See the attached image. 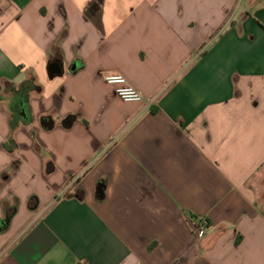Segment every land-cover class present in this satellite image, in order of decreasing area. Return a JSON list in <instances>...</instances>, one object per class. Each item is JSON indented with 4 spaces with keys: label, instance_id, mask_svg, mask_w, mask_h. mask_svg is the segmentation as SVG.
I'll return each instance as SVG.
<instances>
[{
    "label": "crops",
    "instance_id": "obj_1",
    "mask_svg": "<svg viewBox=\"0 0 264 264\" xmlns=\"http://www.w3.org/2000/svg\"><path fill=\"white\" fill-rule=\"evenodd\" d=\"M258 175L264 0H0V264H264Z\"/></svg>",
    "mask_w": 264,
    "mask_h": 264
},
{
    "label": "built area",
    "instance_id": "obj_2",
    "mask_svg": "<svg viewBox=\"0 0 264 264\" xmlns=\"http://www.w3.org/2000/svg\"><path fill=\"white\" fill-rule=\"evenodd\" d=\"M105 82L114 87L117 97L128 103H142L145 98L142 92L132 87L126 77L120 74L108 75ZM194 221V237L197 243L204 238L209 224L205 219H193Z\"/></svg>",
    "mask_w": 264,
    "mask_h": 264
},
{
    "label": "water",
    "instance_id": "obj_3",
    "mask_svg": "<svg viewBox=\"0 0 264 264\" xmlns=\"http://www.w3.org/2000/svg\"><path fill=\"white\" fill-rule=\"evenodd\" d=\"M48 74H49V77L51 79H54V78H56L58 76H62L63 75V67H62V64H60L58 62H52V63H50V65L48 67ZM43 125L46 128L51 129L54 126V122L53 121H45L43 123ZM97 193H98V197L99 198H104V185L103 184H100L98 186Z\"/></svg>",
    "mask_w": 264,
    "mask_h": 264
},
{
    "label": "trees",
    "instance_id": "obj_4",
    "mask_svg": "<svg viewBox=\"0 0 264 264\" xmlns=\"http://www.w3.org/2000/svg\"><path fill=\"white\" fill-rule=\"evenodd\" d=\"M23 89H25L24 87H23ZM23 91V90H22ZM73 118H71L68 122H69V124L70 123H72L73 122ZM12 127H16V125L14 124V122H12ZM5 148L7 149V150H9V151H13V150H15V148H16V144L11 140V141H9L7 144H5ZM80 195V194H79ZM35 201H36V199H32L31 200V202H30V206L31 207H33L35 204ZM8 222H9V220H7ZM208 222V224H210V222L209 221H207ZM0 224H2V222H0Z\"/></svg>",
    "mask_w": 264,
    "mask_h": 264
},
{
    "label": "rangeland",
    "instance_id": "obj_5",
    "mask_svg": "<svg viewBox=\"0 0 264 264\" xmlns=\"http://www.w3.org/2000/svg\"><path fill=\"white\" fill-rule=\"evenodd\" d=\"M242 7H244V5H242ZM256 182V185H259L260 186V188L262 187H264V177H262L261 175H258L257 177H256V179L254 180V182L253 183H255ZM261 184V185H260ZM16 229V228H15Z\"/></svg>",
    "mask_w": 264,
    "mask_h": 264
},
{
    "label": "flooded vegetation",
    "instance_id": "obj_6",
    "mask_svg": "<svg viewBox=\"0 0 264 264\" xmlns=\"http://www.w3.org/2000/svg\"><path fill=\"white\" fill-rule=\"evenodd\" d=\"M10 218H11V215H10V216L7 215L5 221H3L2 224H3V225L7 224V223H8L7 220H9Z\"/></svg>",
    "mask_w": 264,
    "mask_h": 264
}]
</instances>
